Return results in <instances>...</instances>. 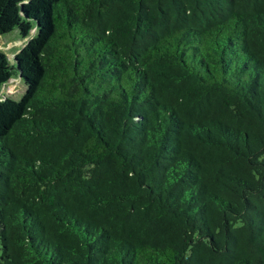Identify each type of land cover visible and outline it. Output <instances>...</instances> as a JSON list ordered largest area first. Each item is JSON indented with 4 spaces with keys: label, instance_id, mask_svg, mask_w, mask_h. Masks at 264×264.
Masks as SVG:
<instances>
[{
    "label": "trees",
    "instance_id": "16d2710c",
    "mask_svg": "<svg viewBox=\"0 0 264 264\" xmlns=\"http://www.w3.org/2000/svg\"><path fill=\"white\" fill-rule=\"evenodd\" d=\"M17 28L0 264H264V0H0Z\"/></svg>",
    "mask_w": 264,
    "mask_h": 264
},
{
    "label": "rangeland",
    "instance_id": "374dc122",
    "mask_svg": "<svg viewBox=\"0 0 264 264\" xmlns=\"http://www.w3.org/2000/svg\"><path fill=\"white\" fill-rule=\"evenodd\" d=\"M35 30L31 32L30 36H25L22 30L13 29L9 33L0 37V50L11 58L25 46V44L34 36ZM26 91L24 84L16 79L10 81L5 88V94L16 100H20Z\"/></svg>",
    "mask_w": 264,
    "mask_h": 264
}]
</instances>
